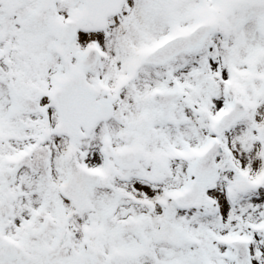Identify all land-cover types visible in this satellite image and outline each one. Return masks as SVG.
Returning <instances> with one entry per match:
<instances>
[{
  "label": "snow or ice",
  "instance_id": "snow-or-ice-1",
  "mask_svg": "<svg viewBox=\"0 0 264 264\" xmlns=\"http://www.w3.org/2000/svg\"><path fill=\"white\" fill-rule=\"evenodd\" d=\"M0 264H264V0H0Z\"/></svg>",
  "mask_w": 264,
  "mask_h": 264
}]
</instances>
